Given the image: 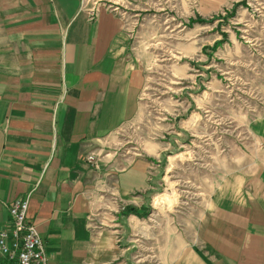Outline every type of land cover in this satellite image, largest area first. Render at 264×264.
I'll return each mask as SVG.
<instances>
[{
  "label": "crops",
  "instance_id": "0c3cea01",
  "mask_svg": "<svg viewBox=\"0 0 264 264\" xmlns=\"http://www.w3.org/2000/svg\"><path fill=\"white\" fill-rule=\"evenodd\" d=\"M89 1L118 10L88 20L84 0H0V229L27 197L46 264H130L125 244L149 227L138 218L148 162L112 152L143 89L121 12L134 0ZM253 132L257 162L217 187L193 230L163 226L160 264H264V123Z\"/></svg>",
  "mask_w": 264,
  "mask_h": 264
},
{
  "label": "rangeland",
  "instance_id": "374dc122",
  "mask_svg": "<svg viewBox=\"0 0 264 264\" xmlns=\"http://www.w3.org/2000/svg\"><path fill=\"white\" fill-rule=\"evenodd\" d=\"M130 5L120 11L143 89L112 152L148 162L138 218L149 227L138 244L125 245L130 264H160L163 226L193 230L217 187L258 160L253 126L264 123V0H223L205 13L199 0Z\"/></svg>",
  "mask_w": 264,
  "mask_h": 264
},
{
  "label": "built area",
  "instance_id": "2783aa9c",
  "mask_svg": "<svg viewBox=\"0 0 264 264\" xmlns=\"http://www.w3.org/2000/svg\"><path fill=\"white\" fill-rule=\"evenodd\" d=\"M84 2L81 7L88 14V20H93L100 5L108 11L118 10L116 6L110 4L91 2L88 5L89 0ZM131 38L130 32L129 39ZM85 160L94 165L92 153H89ZM26 210L27 197L13 200L7 207L10 223L8 228L0 229V264H46L43 243L35 226L26 221Z\"/></svg>",
  "mask_w": 264,
  "mask_h": 264
}]
</instances>
